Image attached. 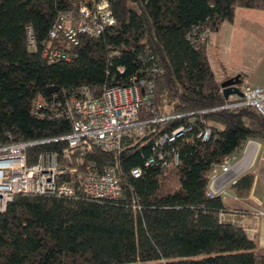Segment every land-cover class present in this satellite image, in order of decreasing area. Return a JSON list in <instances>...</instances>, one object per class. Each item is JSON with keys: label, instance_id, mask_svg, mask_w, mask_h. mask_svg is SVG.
Returning <instances> with one entry per match:
<instances>
[{"label": "trees", "instance_id": "obj_1", "mask_svg": "<svg viewBox=\"0 0 264 264\" xmlns=\"http://www.w3.org/2000/svg\"><path fill=\"white\" fill-rule=\"evenodd\" d=\"M107 1L115 25L97 38L83 37L69 62L49 64L45 51L64 47L62 37L51 39L49 33L60 16L77 12L78 1L0 0L1 139L34 142L71 132L67 121L31 115L37 94L50 98L52 90L82 86L100 94L129 86L133 78L154 84L142 119L193 116L150 123L144 137L124 139L119 153L94 150L87 156L98 170L118 167L122 196L116 201L15 196L0 213V264H264L256 242L221 220L220 214L229 213L225 198L207 196L215 167L250 141L264 145V117L250 107L219 109L240 98H224L207 45L194 47L188 40L195 29L214 33L232 23L236 8L264 11V0ZM203 111L209 112L198 114ZM188 123L190 133L171 145L178 164L168 158L165 169L145 166L158 137ZM206 127L210 137L201 142L196 137ZM65 147L50 142L31 148L29 163ZM136 168L139 178L131 176ZM255 184V174L246 172L229 192L246 200Z\"/></svg>", "mask_w": 264, "mask_h": 264}, {"label": "built area", "instance_id": "obj_2", "mask_svg": "<svg viewBox=\"0 0 264 264\" xmlns=\"http://www.w3.org/2000/svg\"><path fill=\"white\" fill-rule=\"evenodd\" d=\"M77 1V12L60 16L49 33L51 39L60 36L64 41L63 49L49 50L43 54L49 64L69 62L70 52L80 45L83 37L97 38L116 23L112 7L107 0ZM209 34L206 28L195 29L188 35V40L194 47L207 45ZM27 37L28 46L34 49L30 28H27ZM131 83L129 86L107 87L100 94H96L95 89L88 86L66 90L63 93L55 92L50 98L37 94L31 104V115L40 120L67 121L71 124V132L52 140L34 142L3 141L0 137V213L6 210L17 195L93 201L118 200L122 196L118 167L98 170L94 164L86 162L87 156L94 150L119 153L124 139L144 137L146 126L150 123L193 116L187 114L152 120L142 119L141 111L149 109L148 98L152 94L154 84L149 78H133ZM240 107H250L264 117V88L243 87L242 98L219 109ZM207 112L209 111L198 114ZM190 131L191 126L188 123L172 129L169 133L161 134L155 142L153 155L145 162V166L165 169L168 166V158H171L172 164L176 166L178 155L171 145ZM210 133V128L206 127L196 138L205 142ZM50 142H64L66 147L60 154L40 153L36 161L30 164L28 150ZM249 146L254 148L253 141H250L245 152L243 151L241 160H236L234 156L212 170L207 185L208 197H228L230 186L234 185L239 177L235 168L245 159ZM233 161L236 162L232 164ZM131 176L139 178L141 169H133ZM258 215L264 214L259 212ZM220 218L225 221V214H220Z\"/></svg>", "mask_w": 264, "mask_h": 264}, {"label": "crops", "instance_id": "obj_3", "mask_svg": "<svg viewBox=\"0 0 264 264\" xmlns=\"http://www.w3.org/2000/svg\"><path fill=\"white\" fill-rule=\"evenodd\" d=\"M206 55L218 84L240 76L241 88L243 86L264 88V11L236 8L233 22H224L216 32L211 33ZM230 99H234V96ZM248 145L249 142L246 147ZM259 145L264 147L260 143ZM250 147L253 148L252 146L248 148ZM250 159L247 154L243 162L246 160L248 164ZM255 189L256 184L254 191ZM252 197L246 200L255 201ZM233 200L237 198L231 196L229 192L228 197L224 199L229 211L225 215V221L242 228L246 235L256 242L257 250L264 252V215H258L259 212L248 214L238 212L239 210L234 207L237 203Z\"/></svg>", "mask_w": 264, "mask_h": 264}, {"label": "rangeland", "instance_id": "obj_4", "mask_svg": "<svg viewBox=\"0 0 264 264\" xmlns=\"http://www.w3.org/2000/svg\"><path fill=\"white\" fill-rule=\"evenodd\" d=\"M210 35L211 33L209 34V38ZM254 144L257 145V147L260 146L259 143L257 142H255ZM245 149L246 146L238 156L237 155L235 156L236 160H241V158H243L244 156L243 153L245 152ZM252 150L253 148H249V151ZM235 162L236 161H233L232 164H234ZM235 172H238L239 176L246 172H251V173L253 172L254 174H256L257 180H256V189L253 195H251L253 196L252 199H255V201L252 200L249 202L247 200H241V201H239V199L233 200V202L235 201L237 203L234 207L237 210H239L238 212L245 214H248V212L264 213V147L261 146L258 148L257 154L252 164L247 166V161L245 160V162H242V164L240 163L239 165H237V167L235 168ZM231 196L233 195L231 194ZM260 253L263 254L264 252H260Z\"/></svg>", "mask_w": 264, "mask_h": 264}, {"label": "water", "instance_id": "obj_5", "mask_svg": "<svg viewBox=\"0 0 264 264\" xmlns=\"http://www.w3.org/2000/svg\"><path fill=\"white\" fill-rule=\"evenodd\" d=\"M219 87L222 91V94L225 99H229L232 96H238L239 98H242V81L240 79V76H235L233 78L227 79L221 84H219ZM57 90H52V93H55Z\"/></svg>", "mask_w": 264, "mask_h": 264}, {"label": "bare ground", "instance_id": "obj_6", "mask_svg": "<svg viewBox=\"0 0 264 264\" xmlns=\"http://www.w3.org/2000/svg\"><path fill=\"white\" fill-rule=\"evenodd\" d=\"M255 146L257 147V145H255ZM255 146H254V147H255ZM256 147H255V149L253 150V152H249V153H248V154H249V158H251V159H250V163H248L247 166L250 165V164H252L253 161H254V158H255V156H256V154H257V151H258Z\"/></svg>", "mask_w": 264, "mask_h": 264}]
</instances>
